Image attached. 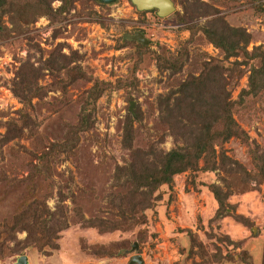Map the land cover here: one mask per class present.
Wrapping results in <instances>:
<instances>
[{"label": "rangeland", "instance_id": "rangeland-1", "mask_svg": "<svg viewBox=\"0 0 264 264\" xmlns=\"http://www.w3.org/2000/svg\"><path fill=\"white\" fill-rule=\"evenodd\" d=\"M43 1L46 7L27 15L1 16L0 135L9 122L23 125L16 137H0V264L21 253L45 255L53 264H128L133 253L143 264H264V183L243 179L255 171L249 148L264 150V91L246 96L245 107L232 113L241 135L213 142V168L203 169L202 154L152 195L147 186L130 187L121 170L143 160L142 183L159 166L161 151L193 154L209 140L200 129L196 143L185 142V126H167L159 103L172 107L188 94L185 83L199 74L200 61L221 58L202 32L209 21L243 27L248 53L253 47L264 53V0H172L173 12L163 18L137 11L130 0H71L60 12L61 0ZM136 31L148 44L132 38ZM248 67L240 64L239 76L221 70L232 82L230 100L247 87ZM125 129L131 148L123 143ZM54 141H65L69 151L56 147L41 157ZM225 157L239 165L220 164ZM129 190L135 199L169 201L153 200L144 223L131 228L84 225L85 218L111 216L106 194Z\"/></svg>", "mask_w": 264, "mask_h": 264}, {"label": "trees", "instance_id": "trees-1", "mask_svg": "<svg viewBox=\"0 0 264 264\" xmlns=\"http://www.w3.org/2000/svg\"><path fill=\"white\" fill-rule=\"evenodd\" d=\"M61 1L62 6L57 8L56 12L66 9L65 7L71 3V0ZM43 2V0H0V29L2 25L1 16L3 14H7L10 18H14L16 14H18V16L27 15L31 8L42 6L46 7L45 3L44 5L42 4ZM255 6L257 7L260 5L256 4ZM182 19L183 18L180 16L179 20ZM202 32L205 38L219 49L221 58L212 59L209 62L200 61L201 68L198 71L199 74L197 76L189 75L187 79L188 81L185 83V88L187 89L185 91L188 92V94H185L183 97L175 100L174 103H172V107H169V102L166 103L165 100H162L159 105L164 104L162 109L169 114L168 119L171 121L167 122L166 120L165 124L167 126H171L172 124L170 123H183L185 127H183V132L180 133H183L185 142L188 141V143L191 144L196 143V137L200 136L198 134L200 129L204 130L206 134H209V140L207 142H202V140L200 144H196L197 149L193 154L188 149L183 150L172 148L165 153L161 151L159 166L154 168L152 173L147 176L148 178L145 177V181L142 183H140L138 171H140V167L142 168L146 163L142 160V163L137 165L136 161L132 160L135 163L129 161L127 165L121 167V170L123 171L122 175H126V183L128 180V185H130V187L132 185V187L135 188V191L137 186L143 185L147 186L148 191L146 192H151L152 195L153 191L159 185L167 184L174 174L187 169L189 166L194 167L197 159H199L202 154H204L203 169H210L211 166L213 168V158L215 156L213 142L217 141L220 143L233 136L241 135V131H239L238 125L232 117V113L239 111L241 107H245V103H247V99L245 98L246 96H255L257 93L264 91V53L257 52L256 50L258 47H253L251 52L248 53L245 47L249 41V34L243 27H233L226 23L222 25V23L218 24L216 21H209L204 27H202ZM183 50L185 51L186 49L184 48ZM229 58L233 59L229 60ZM169 60V58L159 57L160 64L172 67V62L174 61L170 62ZM249 60L252 61L249 63ZM254 61L255 63H253ZM243 63L247 64V66L249 65L247 87L241 90L238 99L230 100L229 86L232 82H229L222 77L221 70L235 72L232 74L239 76L240 73L238 66ZM68 71L69 70H66L65 74ZM23 80L25 81L26 79ZM26 88L29 87L26 86ZM23 95L24 97H28V93L27 95L23 93ZM196 99L197 101H200L198 106L195 105L197 102ZM201 103L209 105L207 107V111L201 110ZM189 123L196 126L197 130L194 131L189 128ZM8 124H11V127L1 134L0 137L7 138L9 140L10 138L19 135L18 133L23 123L19 120L16 123L9 122ZM176 127L179 126L177 125ZM124 134L128 140L127 142L123 141L124 146L126 148H131V133L125 129ZM69 142L70 140H68L67 144ZM68 145L72 147V145ZM46 147L48 152L43 153L41 157H49L50 153L55 150L56 147H59L58 150L60 151L61 149V151L65 153L66 151H69L65 149V141L63 143L57 141L50 142L46 145ZM248 151L253 154L251 164L255 171L251 172V174H244L243 179L247 180V177H251L256 178V182L261 179L264 183V150L260 154L257 152L256 148H249ZM145 152L148 153L149 151L145 150ZM147 153L144 154L147 155ZM230 162L239 165L236 161H232L230 158L226 157L221 160L220 164H229ZM34 168L38 170L37 166ZM42 175L45 177L44 172H42ZM116 179L118 180L119 177H116ZM120 185L121 184H117L116 186ZM113 186L114 184L110 185L109 188ZM134 190H129V193L124 191L118 192V194L114 195L113 193L106 194L104 205H106V208L109 206L111 209V211H109L111 216L108 219L104 216H100V218L88 217L83 220L84 225L92 227L100 226L106 230L131 228L132 225L135 226L144 223V220H146L145 210L151 207L153 200L158 198L161 199L160 202L169 201L166 200L164 195H159V197L156 196L155 198H151V196H149L147 198L142 197L135 199L133 193ZM214 195L216 200H220V202H222L221 198H219L215 191ZM220 205L221 203L218 205V211H220ZM43 206L45 207V205ZM31 213V221L37 223V212L32 211ZM142 216L144 217L142 218ZM40 224L41 222L39 220V224H37L38 228L40 227ZM42 231L46 235V231L43 228Z\"/></svg>", "mask_w": 264, "mask_h": 264}, {"label": "water", "instance_id": "water-1", "mask_svg": "<svg viewBox=\"0 0 264 264\" xmlns=\"http://www.w3.org/2000/svg\"><path fill=\"white\" fill-rule=\"evenodd\" d=\"M95 1L104 4H111L114 3L116 0H95ZM130 2L134 5L137 11L154 9L155 15L161 18L168 16L174 10V4L172 0H130ZM132 38L137 40V42L143 44H147L148 42V39L139 32H135L132 35ZM132 103H134L133 100L129 103L128 106V110L131 112H132V108H131ZM134 248H136V243L133 242L131 249L133 250ZM23 262L25 263V256L22 255L16 264H23ZM143 263L144 262L139 253H133V255L131 256L128 262V264H143Z\"/></svg>", "mask_w": 264, "mask_h": 264}, {"label": "crops", "instance_id": "crops-1", "mask_svg": "<svg viewBox=\"0 0 264 264\" xmlns=\"http://www.w3.org/2000/svg\"><path fill=\"white\" fill-rule=\"evenodd\" d=\"M22 255L25 256V264H53L46 260L45 255L42 256L37 254L34 257L31 253H26V254L21 253V255H18L14 257L11 261H9L8 264H16Z\"/></svg>", "mask_w": 264, "mask_h": 264}, {"label": "flooded vegetation", "instance_id": "flooded-vegetation-1", "mask_svg": "<svg viewBox=\"0 0 264 264\" xmlns=\"http://www.w3.org/2000/svg\"><path fill=\"white\" fill-rule=\"evenodd\" d=\"M97 4H100V5H107V4L100 3V2H97ZM151 11L154 12L155 10H154V9H151ZM154 13H155V12H154ZM157 17H158V16H157ZM159 18H161V17H159ZM159 18H158V19H159ZM162 18H163V17H162ZM136 32H137V31H136ZM139 33H141V32H139ZM133 34H134V33H133ZM133 34H132V35H133ZM141 34H143V33H141ZM143 35H145V34H143ZM147 39H148V38H147ZM148 42H149V39H148ZM148 42H147V44H148ZM142 44H143V43H142Z\"/></svg>", "mask_w": 264, "mask_h": 264}]
</instances>
